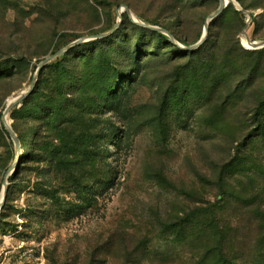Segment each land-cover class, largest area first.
<instances>
[{
	"label": "rangeland",
	"instance_id": "374dc122",
	"mask_svg": "<svg viewBox=\"0 0 264 264\" xmlns=\"http://www.w3.org/2000/svg\"><path fill=\"white\" fill-rule=\"evenodd\" d=\"M235 1L193 51L219 0H0V264H264V0Z\"/></svg>",
	"mask_w": 264,
	"mask_h": 264
},
{
	"label": "water",
	"instance_id": "95a60500",
	"mask_svg": "<svg viewBox=\"0 0 264 264\" xmlns=\"http://www.w3.org/2000/svg\"><path fill=\"white\" fill-rule=\"evenodd\" d=\"M230 4H231V3L224 4V1H223V0H219V6H218L217 10H216V11H215V12H214V13L208 18V20H207V25H206V28H205V33H204V35H203L201 41H200L198 44H196L195 46L189 48V50H193V51H194V50L198 49L199 47H201V46L206 42V38H207V36H206V32H207V30H208V28H209V24H210V22L213 21L214 19H216V18H217V17H218V16H219V15H220V14H221L226 8H227V6L230 5ZM232 5L235 6L234 3H233ZM235 7H236V6H235ZM236 8H237V7H236ZM238 9H239V8H238ZM239 10H241V9H239ZM119 15H121V13H120ZM129 17H130V19H131L134 23H136V24H138V25H140V26H145V27H147V28H149V29H152V30H157V31H160V32H164L163 29H158V28H155V27H153V26L145 25L144 23H142V22H140V21H138V20H135V17H133L131 14H129ZM97 37H98V38H102L103 35H99V36H97ZM80 42H82V41H78L77 43H74L72 46L77 45V44H79ZM263 47H264V46H263ZM69 48H70V47H69ZM58 55H59V53H56V54L50 56L49 58H47L46 61H44V62L42 63L41 67L45 66V65L48 63V61L52 60L54 57H56V56H58ZM30 93H31V89L28 90L26 93H20V94H18V95H15L13 98H11L12 101L8 104V107H7V109H6V114H7L8 111L13 107L14 104H16L17 102H19V101L23 100L24 98H26ZM3 122H4L5 126H6L7 131L9 132L10 136H12L13 134H12V132H11V130H10V128H9V126H8V124H7V122H6L5 117L3 118ZM4 198H5V195H4V197H3V201H2V203L0 204L1 206H2V204L5 202V201H4ZM1 206H0V208H1Z\"/></svg>",
	"mask_w": 264,
	"mask_h": 264
},
{
	"label": "trees",
	"instance_id": "16d2710c",
	"mask_svg": "<svg viewBox=\"0 0 264 264\" xmlns=\"http://www.w3.org/2000/svg\"><path fill=\"white\" fill-rule=\"evenodd\" d=\"M124 16L127 17L126 14H124ZM126 19H128V18H126ZM263 238H264V235H263ZM263 238H262V241L264 240ZM215 250H217V249H215ZM214 260H215L216 264H236V262H233V260H229L228 258H226L224 256V254L221 251L220 247H218V258L214 259ZM234 261H235V259H234Z\"/></svg>",
	"mask_w": 264,
	"mask_h": 264
},
{
	"label": "bare ground",
	"instance_id": "6f19581e",
	"mask_svg": "<svg viewBox=\"0 0 264 264\" xmlns=\"http://www.w3.org/2000/svg\"><path fill=\"white\" fill-rule=\"evenodd\" d=\"M223 1H224V4H227V3L233 4L234 3L237 8H240V6L236 3L235 0H223ZM249 44L252 45V46H254V47H263L264 46V42H249ZM11 101H12V99L9 100L8 104Z\"/></svg>",
	"mask_w": 264,
	"mask_h": 264
}]
</instances>
